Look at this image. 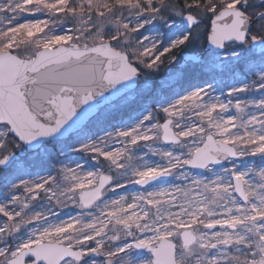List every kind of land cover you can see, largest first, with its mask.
Segmentation results:
<instances>
[{"label": "rangeland", "instance_id": "obj_1", "mask_svg": "<svg viewBox=\"0 0 264 264\" xmlns=\"http://www.w3.org/2000/svg\"><path fill=\"white\" fill-rule=\"evenodd\" d=\"M161 1L0 0V52L32 58L42 48L109 42L151 76L67 140L30 151L0 175V264L41 242L76 249L85 256L76 264H152L151 252L132 243L155 248L163 238L176 244L177 264H264V51L248 39L167 72L185 51L166 54L197 41L203 27L187 32V8L162 9ZM212 10L192 14L210 29L220 11ZM165 120L178 144L162 140ZM8 135L0 124V156ZM207 135L232 145L238 158L186 168ZM159 173L168 178L135 186ZM101 174L111 184L85 207L78 194ZM232 175L243 181L246 202ZM184 230L196 236L190 247L182 246Z\"/></svg>", "mask_w": 264, "mask_h": 264}, {"label": "water", "instance_id": "obj_2", "mask_svg": "<svg viewBox=\"0 0 264 264\" xmlns=\"http://www.w3.org/2000/svg\"><path fill=\"white\" fill-rule=\"evenodd\" d=\"M229 17H232L230 21L222 23ZM261 18L264 12L255 21ZM212 21L215 25L207 36L203 52H184L178 67L188 62L200 63L209 51L221 53L230 43H245L248 30L244 26L251 19L243 10L226 7ZM183 22L190 31L201 20L187 12ZM251 46L257 52L264 51L261 39L251 38ZM139 78L149 79L130 63L125 52L116 50L109 42L42 48L32 58L10 51L0 52V124H6L9 134L22 145L17 152L0 159V169L8 168L23 151H36L47 142L68 139L83 129L102 108L130 93ZM170 123V120L162 123L161 138L165 143L178 144L180 138ZM237 158L232 145L207 135L185 167L199 171ZM167 178L168 173H159L136 182L135 186L144 188ZM232 179L236 195L246 202L243 181L236 175H232ZM111 180L110 176L101 174L94 187L78 194L80 203L85 207L96 203ZM180 239L183 246L190 247L196 236L184 230ZM132 246L151 251L153 264H177L176 244L168 239H161L156 249L138 242H133ZM81 257L82 254L71 247L42 242L22 250L7 264H61L68 259L78 261ZM27 259L32 261L26 262Z\"/></svg>", "mask_w": 264, "mask_h": 264}, {"label": "trees", "instance_id": "obj_3", "mask_svg": "<svg viewBox=\"0 0 264 264\" xmlns=\"http://www.w3.org/2000/svg\"><path fill=\"white\" fill-rule=\"evenodd\" d=\"M162 5V9L163 6L164 7H176V8H187V12L190 13H201L202 10L204 11H209V9H213V13H215L216 11L221 10L222 8H224L225 5V1L224 0H162L161 1ZM162 15H168L167 10H162ZM126 12V11H125ZM245 12L248 16L251 17L252 20H254L256 18V16H258L259 13L264 12V1H262L261 3H247L246 8H245ZM198 27H203V31L201 32V34H199V37L197 38V41H193V39H191V37H189V39L183 43L177 50L174 51H170L166 54L165 57H174V58H180L181 53L184 51H202L203 49V42L205 40V36L206 33L208 34L209 32V21L208 19H204L202 21V23L198 26ZM249 34L251 36H254L256 38H262L264 39V19H260L258 21H254L252 23V26L249 29ZM232 46V45H229ZM227 46V47H229ZM165 59L163 58V60L161 61V67L160 69H163V67H165ZM139 69V71L146 75V76H150L148 75V73L143 70L140 67H137ZM159 76V75H158ZM157 76V77H158ZM151 77V76H150ZM142 81V80H140ZM139 81V82H140ZM9 142H8V146L11 147L13 145V143H16V139L9 135ZM5 171H1L0 175L4 173ZM1 183H2V178L0 176V187H1Z\"/></svg>", "mask_w": 264, "mask_h": 264}, {"label": "flooded vegetation", "instance_id": "obj_4", "mask_svg": "<svg viewBox=\"0 0 264 264\" xmlns=\"http://www.w3.org/2000/svg\"><path fill=\"white\" fill-rule=\"evenodd\" d=\"M242 9H244L245 8V6L243 5L242 7H241ZM249 32V31H248ZM251 36V35H250ZM176 66L177 65H175V66H172L173 68H175V69H177L176 68ZM9 136V135H8ZM8 144V143H7ZM22 148V145L21 144H19V142L16 140V143H13V145L11 146V147H9L8 145H7V150L4 152V154H2L1 156H0V159L2 158V157H4L5 155H7V154H9V153H12V152H17L19 149H21ZM30 153V151H28V150H26V151H23L20 155H19V158L17 159V160H15L9 167H11V166H13L14 164H16V162H18V161H20V160H23V158L26 156V155H28ZM9 167L8 168H6V169H0V172L1 171H5V170H8L9 169ZM30 247H32V246H30ZM133 247V246H132ZM27 248H29V247H27ZM134 248V247H133ZM26 249V248H25ZM136 249V248H135ZM24 250V249H23ZM137 250V249H136ZM22 251V250H21ZM138 251H142V250H138ZM150 252V251H149ZM85 259V256H83L82 255V257H81V259L80 260H76V259H69V260H71V261H73L75 264L76 263H81L83 260ZM68 261V260H67ZM26 262H31V259H27L26 260ZM64 262H66V261H64ZM62 264V263H61Z\"/></svg>", "mask_w": 264, "mask_h": 264}, {"label": "bare ground", "instance_id": "obj_5", "mask_svg": "<svg viewBox=\"0 0 264 264\" xmlns=\"http://www.w3.org/2000/svg\"><path fill=\"white\" fill-rule=\"evenodd\" d=\"M198 203H199V202H198ZM212 226H214V225H212ZM212 226H211V227H212ZM216 226H217V225H216ZM218 226H220V225H218Z\"/></svg>", "mask_w": 264, "mask_h": 264}]
</instances>
